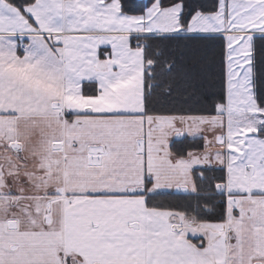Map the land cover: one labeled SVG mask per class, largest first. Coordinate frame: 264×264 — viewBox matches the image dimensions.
I'll return each mask as SVG.
<instances>
[{
  "label": "snow or ice",
  "instance_id": "6c2138e0",
  "mask_svg": "<svg viewBox=\"0 0 264 264\" xmlns=\"http://www.w3.org/2000/svg\"><path fill=\"white\" fill-rule=\"evenodd\" d=\"M0 264H264V0H0Z\"/></svg>",
  "mask_w": 264,
  "mask_h": 264
}]
</instances>
